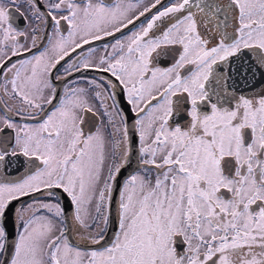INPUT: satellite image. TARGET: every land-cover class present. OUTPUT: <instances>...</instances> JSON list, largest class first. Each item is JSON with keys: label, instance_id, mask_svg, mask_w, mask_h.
<instances>
[{"label": "snow or ice", "instance_id": "obj_1", "mask_svg": "<svg viewBox=\"0 0 264 264\" xmlns=\"http://www.w3.org/2000/svg\"><path fill=\"white\" fill-rule=\"evenodd\" d=\"M0 264H264V0H0Z\"/></svg>", "mask_w": 264, "mask_h": 264}, {"label": "flooded vegetation", "instance_id": "obj_2", "mask_svg": "<svg viewBox=\"0 0 264 264\" xmlns=\"http://www.w3.org/2000/svg\"><path fill=\"white\" fill-rule=\"evenodd\" d=\"M18 23L22 25V24H23V21L20 20V21H18ZM102 43H103V42H98V45H97V46H99V45L102 44ZM89 75H90V76H94V75H96V74H95V73H89ZM26 199H27V198H26Z\"/></svg>", "mask_w": 264, "mask_h": 264}]
</instances>
